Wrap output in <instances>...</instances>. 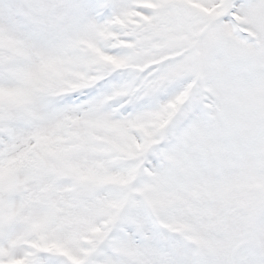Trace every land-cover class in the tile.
Instances as JSON below:
<instances>
[{
    "label": "snow or ice",
    "instance_id": "snow-or-ice-1",
    "mask_svg": "<svg viewBox=\"0 0 264 264\" xmlns=\"http://www.w3.org/2000/svg\"><path fill=\"white\" fill-rule=\"evenodd\" d=\"M0 264H264V0H0Z\"/></svg>",
    "mask_w": 264,
    "mask_h": 264
}]
</instances>
